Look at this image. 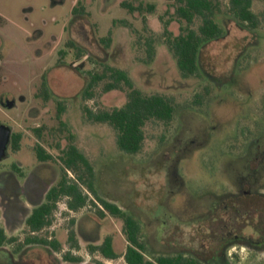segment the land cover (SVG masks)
Returning <instances> with one entry per match:
<instances>
[{
  "label": "flooded vegetation",
  "instance_id": "obj_1",
  "mask_svg": "<svg viewBox=\"0 0 264 264\" xmlns=\"http://www.w3.org/2000/svg\"><path fill=\"white\" fill-rule=\"evenodd\" d=\"M51 1L55 5L70 8L68 25L64 28L67 40L64 48L57 51L60 57L73 54L79 58L99 59L103 45L107 56L114 53V43L111 32L105 41L98 36L95 23L100 22L96 15L107 14L113 7L121 5L131 17L130 21L121 20L122 23H147L156 1L161 0ZM162 1L166 5L165 13L173 9L174 22L204 23L202 15H196V10L191 22L182 16V7L188 0ZM208 1L219 4V8L214 10L213 19L223 31L204 45L229 33V28L221 24L226 23L225 19L218 17L220 0ZM193 2L196 5V0ZM227 6V19L247 34L241 38L242 41L235 40L236 48L241 52L240 58L250 59L248 47L253 46L251 50L262 52L256 59L249 61L258 60L264 66V0H251L252 20L238 18L233 10V0H228ZM119 22V18L115 17L111 23ZM75 23H82L83 39L77 38L79 32L73 28ZM182 32L175 38H180ZM55 42L57 36L52 34L45 47L52 49ZM203 46L198 55L199 64ZM235 61L239 63L238 58ZM262 79L259 86L253 85L243 90V99L236 100L235 113L224 123L225 126L217 129L216 134L226 140V161L220 170L221 178L214 181L207 199L203 196L188 199L190 210L181 204L179 211L178 208L173 211L166 204L158 211H150L149 206L135 201L133 182L128 183L126 190L118 188V192L116 184L101 186L100 172L95 171L91 160L71 142L69 123L63 116L61 119L55 116L57 126L42 124L35 129L32 127L30 132L23 125L18 128L0 122V125L11 128L5 153L0 157V264H112L120 257L115 248V232L119 229L127 243L122 255L126 264L125 255L129 247L143 256L145 264L149 261L159 264L157 258L161 256L193 257L202 264H264ZM43 88L44 85L40 87L41 93ZM42 97L46 100V95L42 94ZM19 100L29 103L27 115H31L34 112L31 100L23 96L17 99L15 93L0 84V107L17 108ZM57 103V112L59 106H63L65 112L64 101L59 100ZM36 129L42 131L37 132ZM206 129L202 124L198 130L197 134L203 135L201 143L209 137L210 132H206ZM197 134L196 149L200 146ZM191 140L190 137L184 140L188 148L194 142ZM72 144L89 160L93 175L88 173L85 163H81L78 168L70 165ZM61 205L65 231L62 242L59 238L60 228H56L55 223ZM49 207H53V213L49 214L52 222L37 226L36 216L46 213ZM170 222H175L181 234L185 226L193 225L202 243L200 251L187 249L183 238L174 236L178 232L171 235L175 241H168L171 238L166 235V231ZM109 246L114 255L106 252Z\"/></svg>",
  "mask_w": 264,
  "mask_h": 264
},
{
  "label": "rangeland",
  "instance_id": "obj_2",
  "mask_svg": "<svg viewBox=\"0 0 264 264\" xmlns=\"http://www.w3.org/2000/svg\"><path fill=\"white\" fill-rule=\"evenodd\" d=\"M220 3L218 17L225 19L226 23L221 24L229 28V33L203 46L199 74L184 76L168 39L186 30L188 23L174 22L173 9L165 13L162 0L156 1L147 23H122L121 20L130 21L131 17L121 5L107 14L96 15L100 22L95 23L98 36L105 41L111 32L114 43V53L107 56L103 45L99 59L77 58L73 54L60 57L57 53L67 40L64 28L68 25L69 6L55 5L51 0H0V84L15 93L17 99L27 97L34 105V112L29 116L28 102L19 100L17 108L0 107V122L18 128L23 125L29 132L42 124L57 126V102L63 100L66 111L62 116L69 123L71 142L91 160L95 171L100 172L101 186L116 184L118 192L133 182L135 201L149 206L150 211H158L166 204L173 211L177 208L179 211L181 204L190 210L188 199L199 196L207 199L210 187L221 178L226 140L216 134L217 129L225 126L235 113L236 100L243 99V90L259 86L264 78L262 63L249 61L262 51L251 50L253 46H249L250 59L240 58L235 40L240 41L247 34L227 19L228 0ZM115 17L119 23H111ZM80 25L75 23L73 28L79 32L77 38L83 39ZM199 25L196 22L191 27L196 29ZM52 34L57 36V42L48 49L45 43ZM237 58L240 64L236 63ZM110 69L124 71L129 83L121 81L119 87L108 89L109 82L113 81L106 73ZM93 74L100 78L88 98L83 92ZM44 82L49 90L46 100L40 92ZM131 88L175 100V112L169 122L147 121L143 147L136 154L119 148L117 130L110 123L91 120L86 114V108L101 113L124 106ZM202 124L210 132L204 143H201L203 135L197 134ZM196 134L200 145L197 149ZM189 137L194 141L190 148L184 141ZM62 212L63 205L55 222L56 228H60L61 242L65 234ZM194 229L193 225L185 226L181 234L175 222H170L166 235L172 242L174 236L183 238L187 249L199 252L202 243ZM115 233V248L120 257L112 264H126L122 258L127 245L125 237L120 229Z\"/></svg>",
  "mask_w": 264,
  "mask_h": 264
},
{
  "label": "trees",
  "instance_id": "obj_3",
  "mask_svg": "<svg viewBox=\"0 0 264 264\" xmlns=\"http://www.w3.org/2000/svg\"><path fill=\"white\" fill-rule=\"evenodd\" d=\"M251 0H233V10L240 19L254 18L253 12L250 10ZM219 8V4L214 5L208 0H196V5L193 0H188L182 7V16L191 22L194 12L196 15H202L204 23H200L198 28L191 27L192 23H188L187 29L184 30L180 38H171L169 42L171 48L176 54L177 64L180 72L184 76H192L200 73L199 51L204 43L219 36L223 29L219 23L213 19L215 9ZM71 44H74L71 42ZM79 58V57H77ZM106 73L113 80L109 82L108 89L117 88L121 81L129 83L127 74L119 69H110ZM100 77L93 74L92 81L85 87L83 95L86 97L92 96L93 88ZM42 94L48 97L47 82H44ZM200 101V100H199ZM64 112L63 106H59L57 117L61 119ZM175 112V100L171 97L161 94L147 95L141 90L131 88L129 92L128 101L124 106L115 108L112 111H102L95 113L86 108L88 118L110 123L118 133L117 143L119 148L128 153L136 154L142 147L145 139L144 126L147 121L151 119H158L169 122L173 118ZM40 132L42 129H36ZM70 165L77 168L81 163H85L89 174L93 175L92 166L88 159L80 153L77 147L72 144L70 147ZM53 213V207H49L47 212L36 216L35 220L37 226H44L50 224L51 218L49 214ZM35 222V223H36ZM106 252L114 255L112 248L109 246ZM128 264H145L143 256L137 252L133 247H129L126 255ZM159 264H202L193 257L182 256H161L157 258ZM148 264H157L154 261H149Z\"/></svg>",
  "mask_w": 264,
  "mask_h": 264
},
{
  "label": "water",
  "instance_id": "obj_4",
  "mask_svg": "<svg viewBox=\"0 0 264 264\" xmlns=\"http://www.w3.org/2000/svg\"><path fill=\"white\" fill-rule=\"evenodd\" d=\"M11 133V128L6 125H0V157L5 153L6 144Z\"/></svg>",
  "mask_w": 264,
  "mask_h": 264
}]
</instances>
